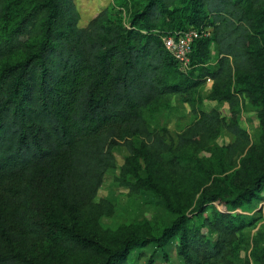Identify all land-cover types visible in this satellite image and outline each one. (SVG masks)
<instances>
[{"label": "trees", "instance_id": "trees-1", "mask_svg": "<svg viewBox=\"0 0 264 264\" xmlns=\"http://www.w3.org/2000/svg\"><path fill=\"white\" fill-rule=\"evenodd\" d=\"M109 13L104 9L79 28L73 0H0V264H35L14 247L46 236L49 223L33 207L41 186L51 188L67 220L51 222L59 245L94 257L84 264H129L133 249L154 243L163 250L171 238L178 239L183 264H234L251 224L234 210L263 188L264 164L251 160L238 117L205 110L195 93L210 78L208 98L238 114L241 96L253 100L257 88L264 92V0H143L127 23ZM190 27L210 35L195 41L184 71L162 37ZM211 42L216 62L201 66ZM173 94L195 118L175 139L150 129L145 115ZM220 130L234 136L225 147L228 168L246 152L231 175L196 155ZM117 144L129 153L117 180L131 195L168 193L174 174L203 171L211 185L195 201L196 190L186 196L190 215L172 190L166 207L175 217L159 233H123L103 243L81 225L111 212L95 197L115 165ZM139 158L148 163L146 176L134 168Z\"/></svg>", "mask_w": 264, "mask_h": 264}, {"label": "rangeland", "instance_id": "rangeland-1", "mask_svg": "<svg viewBox=\"0 0 264 264\" xmlns=\"http://www.w3.org/2000/svg\"><path fill=\"white\" fill-rule=\"evenodd\" d=\"M77 14L78 27L85 28L89 21L102 10L106 9L110 17L122 19L125 23L128 16L136 10L143 0H73ZM123 8H119V7ZM120 9V10H119ZM217 59L215 44L210 43L208 54L203 58L201 66L212 67ZM264 62V54L261 58ZM211 80H206L196 89L197 105H201L205 110L212 107L217 108L221 116L225 119L238 117L239 124L247 131L250 139V158L260 166L264 164V92L257 88V94L253 100L247 97H240L239 113L229 111L226 103H218L208 98L211 88ZM233 85V84H232ZM260 111V112H259ZM150 129L153 131L166 130L168 137L175 139L176 136L185 130L193 121L194 113L190 105L182 101L176 94L163 98L159 102L150 106L145 112ZM234 136L226 130H220L214 136L210 146L197 151L196 155L203 165H209L214 171L226 169V173L233 174L240 165V161L246 152L239 154L234 162V166L227 167L225 160V147L231 143ZM141 138L136 140L139 146ZM114 157V167L108 169L104 174V179L100 185L95 202L99 200L107 201L112 209L107 215H103L96 222H89L81 225L83 233L88 236L97 235L103 243L111 241L114 237L123 233L145 232L149 229L153 234H157L161 229L171 223L175 214L166 207L167 199L171 196V191L175 190L178 201L183 210L188 213L186 196L197 191L194 201L200 192L211 185V180L207 179V174L203 171L194 174H174L172 176L174 184L169 183L168 193H152L142 190L137 195H131L128 189L120 185L117 180L120 176V169L125 164L129 156L127 149L121 145H114L111 149ZM194 152V151H192ZM148 163L142 158L134 168L141 176L148 174ZM233 178L238 180L234 174ZM218 209H225L223 205L214 202ZM33 207L37 216L49 225H46V236L33 239L28 245L23 243L15 244V251H22L33 260L35 264H84L93 261L84 253L71 252L59 245L58 233L55 231L53 219L67 222L61 207L57 202L51 188L41 186L34 194ZM234 211L241 213L251 224L243 230L244 242L234 257V264H264V186L248 200H244ZM208 214L206 210L202 215ZM188 215H190L188 213ZM198 219V218H197ZM211 239L215 235L210 233L207 227L201 229ZM177 238H171L163 250L156 249L155 244L146 247L133 249L127 258L129 264H147L152 255V264H183V260L177 253Z\"/></svg>", "mask_w": 264, "mask_h": 264}, {"label": "built area", "instance_id": "built-area-1", "mask_svg": "<svg viewBox=\"0 0 264 264\" xmlns=\"http://www.w3.org/2000/svg\"><path fill=\"white\" fill-rule=\"evenodd\" d=\"M210 30L208 28L198 30L190 27L182 32L165 35L162 42L165 49L178 63L179 67L186 71L190 68V55L195 41L200 37H208ZM211 80L207 78V81Z\"/></svg>", "mask_w": 264, "mask_h": 264}]
</instances>
